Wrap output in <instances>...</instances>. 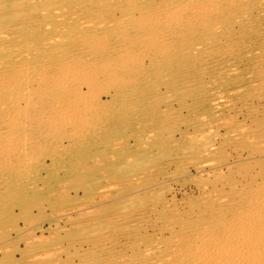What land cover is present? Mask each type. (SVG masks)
<instances>
[{"label": "rangeland", "instance_id": "374dc122", "mask_svg": "<svg viewBox=\"0 0 264 264\" xmlns=\"http://www.w3.org/2000/svg\"><path fill=\"white\" fill-rule=\"evenodd\" d=\"M262 219L264 0H0V264H264Z\"/></svg>", "mask_w": 264, "mask_h": 264}, {"label": "bare ground", "instance_id": "6f19581e", "mask_svg": "<svg viewBox=\"0 0 264 264\" xmlns=\"http://www.w3.org/2000/svg\"><path fill=\"white\" fill-rule=\"evenodd\" d=\"M173 5H174V3H173ZM110 8H111V7H110ZM136 9H137V8H136ZM97 12H98V11H97ZM171 12H172V11H171ZM174 12H175V11H174ZM246 12H247V11H246ZM100 13H101V12H100ZM148 13H149V12H148ZM128 14H129V13H128ZM141 15H142V14H141ZM145 15H146V14H145ZM186 15H187V14H186ZM147 16H148V15H147ZM96 17H97V16H96ZM140 17H141V16H140ZM165 17H166V16H165ZM174 18H175V17H174ZM146 19H147V18H146ZM165 19H166V18H165ZM88 21H89V20H88ZM93 21H94V20H93ZM174 21H175V20H174ZM238 21H239V20H238ZM128 22H129V21H128ZM143 22H145V21H143ZM107 23H108V22H107ZM121 23H122V22H121ZM130 23H131V22H130ZM177 23H178V22H177ZM213 23H214V22H213ZM100 24H101V23H100ZM105 24H106V23H105ZM174 24H176V23H174ZM215 24H216V23H215ZM139 26H140V25H139ZM144 26H145V25H144ZM183 26H184V25H183ZM165 27H166V26H165ZM217 27H218V26H217ZM91 28H92V27H91ZM217 29H218V28H217ZM164 30H165V29H164ZM221 30H222V29H221ZM160 31H161V30H160ZM189 31H190V30H189ZM124 34H125V33H124ZM139 34H140V33H139ZM136 35H137V34H136ZM154 36H156V35H154ZM148 37H149V36H148ZM140 38H141V37H140ZM135 43H136V42H135ZM142 45H143V44H142ZM137 46H138V45H137ZM122 48L124 49V47H122ZM14 49H15V48H14ZM111 49H112V48H111ZM112 50H113V49H112ZM129 51H130V50H129ZM137 51H138V50H137ZM130 52H131V51H130ZM11 53H12V52H11ZM134 53H135V52H134ZM135 54H136V53H135ZM186 54H187V53H186ZM8 55L10 56V54H8ZM74 58H75V57H74ZM116 58H117V57H116ZM123 58H124V57H123ZM123 58H122V59H123ZM93 59H94V58H93ZM67 60H68V59H67ZM125 60H126V59H125ZM96 61H97V60H96ZM113 61H114V60H113ZM123 62H124V61H123ZM66 63H67V62H66ZM112 64H113V63H112ZM75 65H76V64H75ZM62 66H63V65H62ZM54 68H55V67H54ZM64 68H65V67H64ZM40 69H41V68H40ZM52 69H53V68H52ZM59 70H60V69H59ZM67 72H68V71H67ZM87 72H88V71H87ZM17 74H18V73H17ZM19 74H20V73H19ZM19 74H18V75H19ZM58 74H60V73H58ZM63 74H64V73H63ZM67 74H68V73H67ZM18 75H17V76H18ZM21 75H22V74H21ZM57 76H58V75H57ZM62 76H63V75H62ZM13 77H14V76H13ZM83 77H84V76H83ZM66 81H67V80H66ZM77 81H78V80H77ZM38 82H39V81H38ZM58 82H59V81H58ZM83 82H84V81H83ZM59 83H60V82H59ZM76 83H77V82H76ZM81 83H82V82H81ZM45 85H46V84H45ZM55 85H56V84H55ZM72 85H73V88H77V86H75L74 84H72ZM58 86H59V88L57 87V91H58V92H61L60 94L63 95V97H68V95H69L68 92H71L70 89H71L72 86H71V85L69 86L68 82H63V81H62V83L58 84ZM78 86H79V83H78ZM7 88H8V87H7ZM47 89H48V87H47ZM51 90H52V89H51ZM51 90H49V91H45V90H44V94L46 93L47 97H49V98H51V97L53 96V90H52V92H51ZM73 90H74V89H73ZM73 90H72V91H73ZM19 92H20V91H19ZM54 92H55V91H54ZM8 94H9V93H8ZM34 94H35V93H34ZM72 94H73V93H72ZM36 95H37V94H36ZM75 95H76V94H75ZM40 96H41V95H40ZM12 98H13V97H12ZM45 98H46V97H45ZM15 99H16V97H15ZM59 100H60V99H59ZM59 100H58V101H59ZM73 100H74V99H73ZM77 100H78V99H77ZM28 101H29V100H28ZM32 101H34V100H32ZM77 102H78V101H77ZM42 106H43V105H42ZM41 108H42V107H41ZM47 108H48V107H47ZM3 109H4V108H3ZM45 109H46V108H45ZM45 109H44V110H45ZM62 109H63V108H62ZM76 109H77V108H76ZM46 110H47V109H46ZM1 111H2V110H1ZM42 111H43V110H42ZM56 111H57V110H56ZM61 111H62V110H61ZM72 113H73V112H72ZM42 114H43V113H42ZM9 115H10V114H9ZM37 115H38V114H37ZM64 115H65V114H64ZM3 117H4V116H3ZM65 118H66V117H65ZM35 119H36V118H35ZM44 119H45V118H44ZM61 120H62V119H61ZM66 120H67V119H66ZM41 121H42V120H41ZM45 122H46V121H45ZM60 122H61V121H60ZM38 123H39V122H38ZM51 123H52V122H51ZM66 123H67V121H66ZM27 124H28V123H27ZM41 124H42V123H41ZM22 126H23V125H22ZM37 126H38V125H37ZM25 128H26V127H25ZM48 128H49V127H48ZM14 129H15V128H14ZM10 131H11V130H10ZM46 131H47V130H46ZM17 133H18V132H17ZM50 133H51V132H50ZM62 134H63V133H62ZM9 136H10V135H9ZM9 136H8V137H9ZM24 136H25V135H24ZM4 137H5V136H4ZM2 138H3V137H2ZM16 138H17V137H16ZM28 140H29V139H28ZM10 141H11V140H10ZM32 141H33V140H32ZM27 143H28V142H27ZM28 144H29V143H28ZM6 145H7V144H6ZM26 145H27V144H26ZM37 146H38V145H37ZM5 148H6V147H5ZM5 170H6V169H5ZM245 188H246V187H245ZM257 195H258V194H257ZM259 198H260V197H259ZM259 198H258V199H259ZM247 199H248V198H247ZM256 199H257V198H256ZM256 199H255V200H256ZM258 199H257V200H258ZM252 200H253V199H252ZM258 201H259V200H258ZM260 202H261V200H260ZM253 203H255L254 200L252 201V203H251V200H247V201H245V204H247L248 207L254 205ZM256 204H257V203H256ZM258 204H259V203H258ZM244 217H245V216H244ZM241 218H242V217H241ZM239 220H241V219H239ZM239 220H238V221H239ZM262 220H264V219H262ZM235 221H237V220H235ZM246 221H248V219H247ZM246 221H245V222H246ZM217 222H218V221H217ZM240 222H244V221H240ZM245 222H244V224H245ZM238 223H239V222H238ZM246 223H247V222H246ZM211 224H213V223H211ZM234 224H235V223H234ZM244 224H243V225H244ZM248 224H249V223H248ZM207 225H208V224H207ZM221 225H223V224H221ZM238 225H239V224H238ZM240 225H242V224H240ZM202 226H203V225H202ZM204 226H205V225H204ZM246 226H247V225H246ZM246 226L243 227V228H246ZM222 227H223V226H222ZM247 227H248V226H247ZM193 228H194V227H193ZM193 228H192V229H193ZM208 228H209V227H208ZM213 228H214V227H213ZM234 228H236V227H234ZM243 228H242V229H243ZM195 229H196V228H195ZM203 229H204V228H203ZM209 229H210V228H209ZM211 229H212V227H211ZM242 229H241V230H242ZM187 230H188V229H187ZM189 230H191V229H189ZM237 230H238V229H237ZM239 230H240V229H239ZM239 230H238V232H239ZM229 231H230V229H229ZM188 232H189V231H188ZM193 232H194V231H193ZM195 232H197V230H196ZM201 232H203V231H201ZM191 233H192V232H191ZM217 233H219V232H217ZM185 234H187V233H185ZM221 234H223V232H222ZM231 234H232V233H231ZM213 235H214V234H213ZM192 236H193V235H192ZM198 236H199V235H198ZM226 236H227V235H226ZM207 237H208V236H207ZM236 237H238V236H236ZM244 237H245V236H244ZM193 238L195 239V237H193ZM201 238H202V237H201ZM201 238H200V240H201ZM203 238H204V236H203ZM203 238H202V239H203ZM205 238H206V236H205ZM209 238H210V237H209ZM209 238H206V239H203V240H207V239H209ZM239 238L241 239L240 236H239ZM171 240H172V239H171ZM203 240H201V243H202ZM229 240H232V239H229ZM229 240H228V241H229ZM195 241H196V240H195ZM236 241H237V240H236ZM243 241H244V240H243ZM262 241H263V240H262ZM192 242H193V241H192ZM203 242H204V241H203ZM210 242H211V240L209 241V243H210ZM238 242H242V241H239V240H238ZM187 243H188V242H187ZM187 243H185V244H187ZM199 243H200V242H199ZM199 243H198V244H199ZM207 243H208V242H207ZM207 243H206V244H207ZM209 243H208V246H212L213 242H212L211 245H209ZM214 243H215V242H214ZM222 243H223V245H224V243H226V242H222ZM227 244H228V243H227ZM233 244H234V243H233ZM233 244L230 243L229 245H233ZM239 244H240V243H239ZM105 245H106V244H105ZM189 245H190V244H189ZM202 245H203V244H202ZM202 245H201V246H202ZM221 245H222V244H221ZM223 245L221 246V247H223V248L220 247L221 249H224V248L226 247V246L224 247ZM229 245H228V246H229ZM235 245H237V244L235 243ZM247 245H248V244H247ZM204 246H205V245H204ZM208 246H206V247H208ZM216 246H217V244H216L214 247L216 248ZM233 246H234V245H233ZM237 246H240V245H237ZM262 246H264V244H263ZM193 247H194V246H193ZM199 247H200V246H199ZM199 247L197 246V248H198L199 250L197 249V251H196V250H193V251H195L196 253H197V252H200V255H202V254H203V251L201 252V250H200ZM206 247H205V248H206ZM234 247H235V246H234ZM260 247H261V246H260ZM205 248L203 247V248H201V249L204 250ZM217 248H219V245H218ZM229 248H230V247H229ZM192 249H194V248H192ZM195 249H196V246H195ZM207 249H208V248H207ZM210 249H212V248H210ZM210 249H209L207 252H209ZM231 249H233V248H231ZM254 249H255V248H254ZM189 250H190V249H189ZM215 250H216V249H215ZM260 250H261V249H260ZM193 251H192V252H193ZM224 251H225V249H224ZM228 251H229V249H228ZM228 251H227V252H228ZM257 251H258V250H257ZM262 251H263V249H262ZM179 252H180V251H179ZM189 252H190V251H189ZM216 252H218V251H216ZM235 252H236V251H234L233 253H235ZM237 252H238V250H237ZM250 252H251V251H250ZM142 253H143V252H142ZM193 253H194V252H193ZM193 253H192V254H193ZM204 253H205V252H204ZM219 253H220V252H219ZM219 253H217V254H219ZM224 253H225V255H226V251H225ZM224 253L222 252V254H224ZM238 253H239V252H238ZM258 253H259V252H258ZM258 253H257V254H258ZM208 254L211 255L210 252H209ZM217 254H216V255H217ZM222 254H221V255H222ZM228 254H229V252H228ZM228 254H227V256H225V258L227 257V260L230 259V258H228ZM235 254H237V253H235ZM248 254H249V253H248ZM254 254H256V252H254ZM219 255H220V254H219ZM194 256H195V255H194ZM205 256H206V254H205ZM222 256H224V255H222ZM222 256H221V257H222ZM236 256L239 257V256H241V255H236ZM236 256L234 255V258H235ZM251 256H252V255H251ZM257 256H258V255H257ZM259 256H260V255H259ZM262 256H263V255H262ZM198 257H201V256L198 255ZM198 257H197V258H198ZM203 257H204V256H203ZM252 257H253V256H252ZM207 258H208V257L206 256V258H204L203 260H207ZM215 258H218V257H215ZM225 258H224V259H225ZM232 258H233V257H232ZM249 258H250V257H249ZM255 258H256V257H255ZM255 258H254V259H255ZM257 258H258V257H257ZM259 258H260V257H259ZM262 258H264V257H262ZM198 259L200 260L201 258H198ZM218 259H219V258H218ZM236 259H237V258H236ZM241 259H242V256H241L240 260H241ZM247 259H248V258H247ZM180 260H181V259H180ZM180 260H179V261H180ZM183 260H184V259H183ZM203 260H202V262H203ZM209 260H210V259H209ZM209 260H207V261H209ZM222 260H223V259H222ZM231 260H232V259H231ZM231 260H228V261H231ZM237 260H238V259H237ZM250 260H251V258H250ZM181 261H182V260H181ZM207 261H206V262H207ZM225 261H226V260H225ZM225 261H224V262H225ZM258 261H259V260H258ZM192 262H193V261H192ZM209 262H210V261H209ZM215 262H216V261H215ZM251 262H252V261H251ZM253 262H254V261H253ZM253 262H252V263H253ZM255 262H256V264H258L257 260H256ZM262 262H263V261H262ZM199 263H200V262H199ZM199 263H198V264H199ZM203 263H204V262H203ZM203 263H201V264H203ZM213 263H214V261H213ZM219 263H220V262H219ZM227 263H228V262H227ZM235 263H236V262H235ZM240 263H241V261H240ZM243 263H246V262H243ZM259 263H260V261H259ZM193 264H196V263H193ZM207 264H209V263H207ZM214 264H215V263H214ZM216 264H218V261L216 262ZM220 264H221V263H220ZM223 264H224V263H223ZM233 264H234V263H233ZM246 264H247V263H246ZM249 264H250V262H249ZM253 264H254V263H253Z\"/></svg>", "mask_w": 264, "mask_h": 264}]
</instances>
